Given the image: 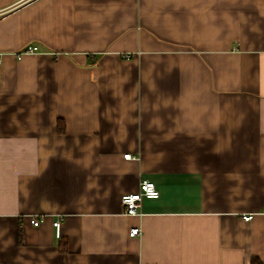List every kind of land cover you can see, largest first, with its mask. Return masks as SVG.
<instances>
[{
    "label": "crops",
    "instance_id": "0c3cea01",
    "mask_svg": "<svg viewBox=\"0 0 264 264\" xmlns=\"http://www.w3.org/2000/svg\"><path fill=\"white\" fill-rule=\"evenodd\" d=\"M142 179L158 197L124 214ZM252 257L264 0H0V264Z\"/></svg>",
    "mask_w": 264,
    "mask_h": 264
},
{
    "label": "built area",
    "instance_id": "2783aa9c",
    "mask_svg": "<svg viewBox=\"0 0 264 264\" xmlns=\"http://www.w3.org/2000/svg\"><path fill=\"white\" fill-rule=\"evenodd\" d=\"M37 51V46L33 44H27L25 45L22 50L18 52V54L21 53H33ZM124 158L130 157L129 153H125L123 155ZM159 192L158 189L156 188V185L153 181L148 180V179H142L139 182L138 189L134 192H128L124 193L120 197V202L123 208V213L124 214H129V215H139L141 214L139 211L140 208V203L143 198H156L158 197ZM252 214H244L243 215V220L248 221L251 219ZM32 222L34 224H38L40 222V219L38 218H33ZM53 227L55 228V234L56 236H59L60 231H59V225L60 221L59 220H54L52 222ZM141 229L140 227H132L129 230V235L130 236H136L140 235Z\"/></svg>",
    "mask_w": 264,
    "mask_h": 264
},
{
    "label": "trees",
    "instance_id": "16d2710c",
    "mask_svg": "<svg viewBox=\"0 0 264 264\" xmlns=\"http://www.w3.org/2000/svg\"><path fill=\"white\" fill-rule=\"evenodd\" d=\"M250 264H262V262L258 258L252 257L250 259Z\"/></svg>",
    "mask_w": 264,
    "mask_h": 264
}]
</instances>
